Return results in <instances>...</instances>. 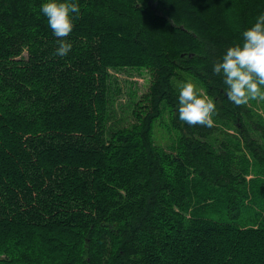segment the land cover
I'll return each mask as SVG.
<instances>
[{"label":"trees","instance_id":"16d2710c","mask_svg":"<svg viewBox=\"0 0 264 264\" xmlns=\"http://www.w3.org/2000/svg\"><path fill=\"white\" fill-rule=\"evenodd\" d=\"M40 3L0 0V264H264V101L211 74L264 0H79L63 57ZM124 68L151 80L107 134ZM182 79L211 126L178 118Z\"/></svg>","mask_w":264,"mask_h":264},{"label":"clouds","instance_id":"9594fccd","mask_svg":"<svg viewBox=\"0 0 264 264\" xmlns=\"http://www.w3.org/2000/svg\"><path fill=\"white\" fill-rule=\"evenodd\" d=\"M80 11L79 0H41L39 12L46 18L53 35L59 38L56 55L66 56L72 49V43L65 38L72 32ZM211 74L220 78L225 95L232 103L244 105L252 100L264 101V12L242 31L239 42L227 46L217 57ZM175 88L178 118L192 126H211L216 110L213 99L202 95L191 80H178Z\"/></svg>","mask_w":264,"mask_h":264},{"label":"rangeland","instance_id":"374dc122","mask_svg":"<svg viewBox=\"0 0 264 264\" xmlns=\"http://www.w3.org/2000/svg\"><path fill=\"white\" fill-rule=\"evenodd\" d=\"M108 72L109 88L107 99L110 115L106 125L107 134L127 127L134 122L132 115L133 105L146 93L151 80L150 73L146 70L124 68L120 70L109 69ZM261 102L256 100V103L261 104ZM255 109L259 114H262L258 107ZM163 124H166V120L162 121L161 127H157L154 140L164 150L170 151V147L175 143V134L167 133L163 129ZM228 132L233 134L232 130ZM252 177L253 173L251 172L246 179L250 180ZM254 223H257L256 220H253L252 224Z\"/></svg>","mask_w":264,"mask_h":264}]
</instances>
